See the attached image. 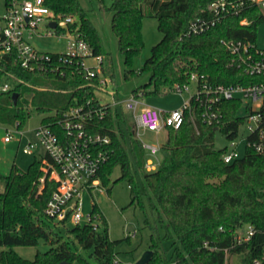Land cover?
Wrapping results in <instances>:
<instances>
[{"label":"trees","instance_id":"trees-1","mask_svg":"<svg viewBox=\"0 0 264 264\" xmlns=\"http://www.w3.org/2000/svg\"><path fill=\"white\" fill-rule=\"evenodd\" d=\"M213 0H114L106 7L113 12L111 28L118 40L119 50L128 66L144 47L142 22L145 17L158 19L161 40L153 46L143 71L150 72L147 83L133 90L145 97L172 90L176 84L190 83L192 73L205 75L214 83L234 84L242 73L228 66L229 56L222 38H256L260 21L249 26L239 24L240 17L229 18L201 35L185 34L189 22L203 15ZM53 12L62 17L73 16V28L84 36L92 55L103 56L98 29L92 23L80 0H45ZM256 18V16H253ZM63 72L25 70L7 56L0 60V77L12 79L14 90L0 92V122L21 126L32 116L33 110L44 113L43 124L51 126L59 138H66L62 127L65 114L73 108L101 104L96 95L98 78H87L76 61L62 66ZM128 69V73H133ZM113 76V74H111ZM19 94L15 104L12 94ZM116 99L119 96L116 93ZM239 101L220 104L224 125L219 128L228 138L238 133L240 118L235 116ZM129 114V115H127ZM89 129L107 134L111 143L104 147L107 159L97 174L100 186L111 191V183L126 180L130 186V205L148 208L151 220L149 249L153 257L147 264H228V257L243 256V264H264V155L246 150L243 157L224 162L225 149L215 146L214 127L200 118L194 103L186 112L178 129L169 127L166 141L161 145V160L154 171L145 169L147 151L135 137V121L123 105L106 109L103 118L93 117ZM130 143L138 167L131 163L127 150ZM46 154L36 158L26 170L14 165L0 192V264H119L117 246L105 216L93 204L91 216L104 226L94 230L90 224H77L67 230L73 239L61 232L69 220H55L46 212V205L57 182L46 179L42 165ZM120 176L112 181L116 168ZM141 173L143 189L137 175ZM146 199V201H145ZM146 202V203H145ZM256 232L242 243L238 235L247 226ZM40 240L50 245L38 252L34 259L22 257L16 246H37ZM170 243L168 256L164 243ZM88 251V256L79 248Z\"/></svg>","mask_w":264,"mask_h":264},{"label":"built area","instance_id":"built-area-1","mask_svg":"<svg viewBox=\"0 0 264 264\" xmlns=\"http://www.w3.org/2000/svg\"><path fill=\"white\" fill-rule=\"evenodd\" d=\"M244 14L249 16L239 18L240 25L249 26L258 20L259 26L264 22V0H213L203 15L189 22L185 34L201 35L229 18ZM52 22L56 23L55 27L51 26ZM75 22L76 18L73 16L62 17L53 12L45 0H4L0 8V60L9 56L21 68L32 72H63L64 64L76 61L87 78H98L99 89H104L108 84L103 67L104 58L102 55H92L88 40L73 28ZM48 36L65 39L66 49L61 52H45L34 45L35 38ZM221 43L229 56L228 66L239 70L242 79L234 84L214 83L203 74L192 73L190 81L197 83V91L181 108L165 111L148 104L143 93H139L124 100H115L114 103L100 100L101 104L95 106L89 101L86 108L71 109L62 121L66 132L64 139L59 138L51 126L41 123L35 133L39 144L45 148L48 159L42 165L40 182L44 184L46 179L57 182V187L47 202L46 214L58 221L69 218L74 225L81 223L84 217L81 211L82 193L87 188L100 186L96 176L107 159L104 147L111 143L109 135L92 132L88 121L93 117L103 118L106 109L117 104L123 105L132 114L138 129L158 134L169 127L180 128L186 112L192 109L194 103L200 109L202 122L218 130L224 125L220 104L237 100L241 105L243 99L248 98V114L240 116L237 111L235 113L240 118L238 131L246 121L250 132L246 150L264 155V46H259L256 38H222ZM92 56L96 64L88 65L87 60ZM14 86L12 79L0 77L1 93L13 91ZM188 89V84H176L172 90L182 93ZM16 128L22 134L20 128ZM11 139V131H8L4 141L9 142ZM142 145L148 154L145 169L156 170L160 164L162 144L142 142ZM37 146L38 143L30 142L23 151L33 154ZM232 146V151L226 149L222 154L226 163L239 158L236 150L238 143L233 141ZM95 219L100 220L89 215L87 224L94 230H99L101 225ZM255 232L253 226H247L244 233L238 235V243L249 240ZM255 264H260V261Z\"/></svg>","mask_w":264,"mask_h":264},{"label":"rangeland","instance_id":"rangeland-1","mask_svg":"<svg viewBox=\"0 0 264 264\" xmlns=\"http://www.w3.org/2000/svg\"><path fill=\"white\" fill-rule=\"evenodd\" d=\"M113 1L80 0L82 6L88 12L92 23L98 29L103 46V67L108 78V84L104 89H98L96 95L101 101L110 103H114L117 100L116 93L120 100L127 99L132 95L134 89L148 82L150 72L143 71L142 68L147 58L150 57L153 46L162 38V32L158 27V19L155 17H145L142 22L144 47L140 54L133 58L132 64L128 66L124 55L119 50L117 37L111 28L113 12L110 9H106V7L112 6ZM3 3L4 0H0V8H2ZM256 39L259 46H264V22L256 30ZM33 41L38 49L45 52H61L66 49V40L58 36L40 37L35 38ZM87 63L88 65H95L96 60L92 56L88 58ZM130 68L134 72L128 73V76H126V72ZM188 87L189 89L182 93L176 90H167L159 95L148 96L146 97V102L165 111L181 108L196 93L197 83L190 81ZM248 104H250V99L244 98L238 107L237 114L246 116L249 112L247 109ZM44 116V113L33 110L32 116L20 128L22 134L17 131L16 126L0 122V192L5 190L6 180L4 177L10 173L14 165L26 170L31 162L36 158L40 159L46 153L45 148L39 144L35 133V129L42 123ZM134 129L137 131L135 137L141 143L163 144L167 138L168 130H162L157 134L154 131L143 128L138 129L136 124L134 125ZM8 131H11L12 139L9 142H5L4 138L8 136ZM249 133L246 121L241 124L238 135L233 140L218 129L215 134V146L218 149L232 151V142L234 141L238 143L236 150L238 157L241 158L246 153V142ZM30 142H36L38 146L34 149L33 154H26L23 149ZM127 150L131 163L137 168L138 165L130 143H127ZM159 159L161 160V155H159ZM119 176L120 169L117 167L111 177L112 181ZM137 181L140 188L143 189L140 172L137 175ZM111 184L110 193L103 186H95L83 191L81 211L84 217L80 224H87V217L92 212L93 204H96L106 218L110 238L122 240L117 246V259L123 264H133L144 252L149 250L151 230L146 225V221L148 219L151 220V216L147 205L145 209L138 204L130 205V186L126 180H120ZM95 222L99 223L101 228H103L104 224L102 221L95 219ZM73 226V222L69 219L61 227V232L67 238L73 239L71 234L67 232ZM49 247L48 243L40 240L37 246H16L15 250L24 258L34 259L39 251L44 252ZM78 248L81 253L88 256V251L83 250L79 246ZM164 248L168 256H171L172 251L170 250V243L168 241L164 243ZM2 249L4 247H0V251ZM242 258L241 254L229 256L228 264H243ZM91 261L93 264H97L94 260Z\"/></svg>","mask_w":264,"mask_h":264},{"label":"water","instance_id":"water-1","mask_svg":"<svg viewBox=\"0 0 264 264\" xmlns=\"http://www.w3.org/2000/svg\"><path fill=\"white\" fill-rule=\"evenodd\" d=\"M51 26L55 27L56 26V23L55 22H52L51 23ZM18 96L19 94L17 92H14L12 94V98L16 104L17 100H18ZM215 130H217V128H215ZM153 250L149 249L147 250L146 252H144V254L133 264H147L151 258L153 257ZM59 264H67V262L63 261V262H60ZM119 264H123V263H119Z\"/></svg>","mask_w":264,"mask_h":264}]
</instances>
